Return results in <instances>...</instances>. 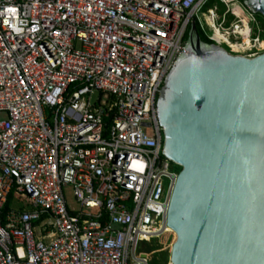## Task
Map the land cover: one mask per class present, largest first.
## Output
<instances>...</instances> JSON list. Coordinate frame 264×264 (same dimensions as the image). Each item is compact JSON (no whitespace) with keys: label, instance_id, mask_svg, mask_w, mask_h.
<instances>
[{"label":"built area","instance_id":"2783aa9c","mask_svg":"<svg viewBox=\"0 0 264 264\" xmlns=\"http://www.w3.org/2000/svg\"><path fill=\"white\" fill-rule=\"evenodd\" d=\"M212 1L0 0V264H152L181 172L157 103ZM217 1L209 38L264 54L246 0Z\"/></svg>","mask_w":264,"mask_h":264},{"label":"water","instance_id":"95a60500","mask_svg":"<svg viewBox=\"0 0 264 264\" xmlns=\"http://www.w3.org/2000/svg\"><path fill=\"white\" fill-rule=\"evenodd\" d=\"M264 17V0H246ZM165 155L181 167L172 264H264V54L205 43L197 21L158 99Z\"/></svg>","mask_w":264,"mask_h":264},{"label":"rangeland","instance_id":"374dc122","mask_svg":"<svg viewBox=\"0 0 264 264\" xmlns=\"http://www.w3.org/2000/svg\"><path fill=\"white\" fill-rule=\"evenodd\" d=\"M216 4L219 7V14H223L225 11V7L218 2L217 0H213L209 5H207L200 13L199 17L197 20L200 22L201 28L203 29L204 33L206 35H210L211 30L209 27V23L206 18V11L208 8L212 7V3ZM257 19L259 20L260 24L264 27V18L256 14ZM102 98L101 93L96 92L94 94V99L93 103L97 104L99 103L100 99ZM105 101V99H102ZM66 194L68 198V203L71 209L78 210L79 209V204L76 201V198L74 196V191L73 189L69 188L66 189ZM30 206L29 202L26 200H22L20 203L19 201H16L14 203L15 208H28ZM37 231V235H38ZM176 242V235L173 232H169L168 234L151 240L146 244V250L148 252V257L150 258L151 255L153 257V260L151 261L152 264H172L171 263V254H172V248L174 243ZM18 253L22 256L25 257L26 253L25 251L21 248L18 250Z\"/></svg>","mask_w":264,"mask_h":264},{"label":"bare ground","instance_id":"6f19581e","mask_svg":"<svg viewBox=\"0 0 264 264\" xmlns=\"http://www.w3.org/2000/svg\"><path fill=\"white\" fill-rule=\"evenodd\" d=\"M216 37L218 39H222L220 35H217L216 33ZM228 48L235 50V51H239V52H243V53H247L250 51L251 49V44L250 41L248 39L244 40L243 43H235V44H230L227 43ZM153 260V257L151 255V257L149 258V261L151 262Z\"/></svg>","mask_w":264,"mask_h":264},{"label":"trees","instance_id":"16d2710c","mask_svg":"<svg viewBox=\"0 0 264 264\" xmlns=\"http://www.w3.org/2000/svg\"><path fill=\"white\" fill-rule=\"evenodd\" d=\"M196 21H197L198 30H199V32H200V35H201L202 40H203L205 43L213 44L214 42L209 38L208 35H206V34L204 33L203 29L201 28L200 22H199L197 19H196ZM207 21H208V19H207ZM208 23H209V22H208ZM11 200H12V196L10 197V202L8 203L7 208L10 207Z\"/></svg>","mask_w":264,"mask_h":264}]
</instances>
